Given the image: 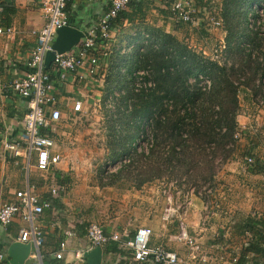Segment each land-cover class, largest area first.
I'll use <instances>...</instances> for the list:
<instances>
[{"label":"crops","instance_id":"0c3cea01","mask_svg":"<svg viewBox=\"0 0 264 264\" xmlns=\"http://www.w3.org/2000/svg\"><path fill=\"white\" fill-rule=\"evenodd\" d=\"M195 2L201 15L222 14L224 0ZM5 3L0 22L13 29V35L0 38V126L17 136L22 132L28 102L20 97H5L2 87L30 72L27 62L37 42L35 32L45 22L39 0ZM110 6L111 0H71L67 6L70 27L83 34L96 29ZM169 8V0H137L128 7L129 17L104 42L105 50L101 47L108 54L102 62L103 76L83 77L84 73L79 72L61 78L52 65L47 69L56 86V106L63 114L53 130L57 150L65 158L63 162L51 167L48 173H40L34 166L27 171L24 159L16 160L0 147V206L12 202L16 192L29 186L35 187L42 200L52 201V209L44 212L40 222L44 245L37 264H87L84 254L90 250L87 227L91 222L100 223L106 235L118 233L124 239L133 237L139 228H149L153 232L152 246H162L188 259L187 248L176 240L180 223H184L201 244L204 258L231 264V258L238 256L245 263H264V107H255L248 90L242 89L239 98L240 137L231 156L219 166L205 196L197 189L191 193L184 184L166 176L137 187L114 185L107 180L106 168L115 162L110 140L112 129L109 112L94 104L105 96L112 52L118 49L126 33L135 35L145 28L162 30L180 41L185 39L191 26L175 22ZM197 18L192 27L203 29L202 19L199 15ZM210 26V34L205 33L207 38L220 41L219 46L225 44L224 23L222 28ZM215 34L217 40L212 36ZM207 38L198 43L204 54L208 53ZM83 97L86 107L90 106L89 116L70 120L72 102ZM249 157L256 161L252 169L246 167ZM52 180L64 186L66 192L52 197L49 193ZM22 225L16 220L7 230L0 228V252L8 255ZM62 244L63 258L57 260ZM125 250L123 254H107L104 250L102 264H127L130 253ZM31 260L29 256L25 264L33 263Z\"/></svg>","mask_w":264,"mask_h":264},{"label":"built area","instance_id":"2783aa9c","mask_svg":"<svg viewBox=\"0 0 264 264\" xmlns=\"http://www.w3.org/2000/svg\"><path fill=\"white\" fill-rule=\"evenodd\" d=\"M71 0H39L40 9L43 12L44 26L35 32L37 42L31 50L27 67L30 69L25 76L17 78L2 87L5 97H20L28 102V110L22 122V132L14 136L0 126V147L9 152L16 160H25L27 171L35 167L40 173H48L51 167L59 165L64 161V156L57 150V144L53 137L54 126L63 119L62 111L56 106L55 96L56 86L52 78V73L47 70L45 59L49 52L53 51V44L59 29L69 27L67 6ZM131 0H111V6L102 16L96 29L85 34L81 42L71 51L58 54L52 63L53 71L57 72L61 78H66L68 74L84 73L83 77L97 78L103 76L102 62L108 56L104 51V44L97 45V41L102 39L107 42L111 38L113 21L119 14L125 11ZM170 14L177 23L195 25L198 22L199 9L195 5V0H169ZM0 6V12L2 11ZM256 15L264 17V10L256 7ZM204 14V13H203ZM206 14V13H205ZM207 20L215 27L222 28L223 20L220 16H210L206 14ZM264 19V18H263ZM256 21V20H255ZM251 23L254 21L251 19ZM13 35V29L5 27L0 22V38ZM147 40L142 43L147 45ZM101 47L104 50H101ZM138 47V46H136ZM108 48V47H107ZM144 49V48H142ZM225 44L220 48L224 51ZM220 56V55H219ZM216 60H220L221 56ZM53 72V73H54ZM145 72L134 74L135 90L151 88L152 82L146 80ZM263 86L262 95L254 99L256 108L264 107V78L261 80ZM205 87L210 88L211 82L205 80ZM117 95V94H116ZM104 102L100 98L94 104L97 108H102ZM105 109L110 114H115L113 96L110 95L106 102ZM89 109L85 105V99L78 98L72 102L70 110V120L89 116ZM240 131L235 135L240 137ZM138 145V144H137ZM144 151L148 153V145L144 146ZM131 158L123 157L106 168L107 174L114 173L123 166L130 164ZM255 159H246V167H255ZM194 193V189L190 190ZM66 192L64 186L58 185L52 180L49 193L52 197H59ZM48 209H52V201H44L37 194L34 186H29L25 190L16 192L14 200L0 206V228L7 230L16 220H20L23 225L20 227L16 241L22 244H29L32 247L30 258L37 264V259L42 258L41 248L44 245V232L40 226L42 216ZM153 232L149 228H139L131 238L124 239L120 234L106 235L100 223L91 222L87 227V239L90 250L101 248L103 251L111 243H119L122 250H127V264H221L214 258H204L201 244L190 235L187 226L180 223L179 233L176 240L188 250V259L181 258L177 253L168 251L162 246H152L151 238ZM33 248L36 251H33ZM65 245H61V252L56 254V259L63 258L62 251ZM125 250V251H126ZM88 253V252H87ZM79 257H83L79 255ZM239 257L231 258V264H240ZM0 264H11L8 255L0 252ZM250 264V263H245ZM264 264V263H262Z\"/></svg>","mask_w":264,"mask_h":264},{"label":"trees","instance_id":"16d2710c","mask_svg":"<svg viewBox=\"0 0 264 264\" xmlns=\"http://www.w3.org/2000/svg\"><path fill=\"white\" fill-rule=\"evenodd\" d=\"M136 1L131 0L129 6ZM5 2L6 0H0L3 9L7 5ZM249 3V16L255 18L258 23L255 28L253 25L256 22L252 24L250 17H244L241 23L232 10L234 2L229 6L224 0L220 18L223 20L227 36L225 49L219 61L196 52L175 36L162 30L153 29L150 32L156 33L158 40H161V48L149 51L145 63L147 67L153 68L157 88L152 89L153 86L147 92L143 90L142 94L137 95V103L131 108L136 117L148 112L147 126L139 121L143 128L139 134L142 136L141 144H138L143 150L144 146L148 145V153L140 151L149 159L147 166L150 175L146 182L163 176L170 178L175 172L185 170L190 172V169H196L198 165L204 166L202 175L206 174L205 176L212 177L213 180L219 166L233 153L237 141L235 135L239 131L237 117L241 111L239 101L241 91L248 90L252 99L259 98L263 93L261 80L264 78V25L261 21L264 17L256 15L255 11L257 6L264 10V0H252ZM195 5L198 8L196 2ZM126 10L113 21L112 30L119 29L123 21L129 17ZM241 30L243 34L240 33ZM247 33L254 34L252 42H260V45L252 47L243 42L245 39L251 40ZM104 42L99 39L97 45ZM147 43L152 45L153 38L150 37ZM234 43L236 46H233ZM150 48L149 50H154V47ZM249 74H252V77L248 81ZM118 78L122 80L123 76ZM123 80H126L125 76ZM204 80L211 82L209 89L203 86ZM110 81L108 77V82ZM108 86L104 99L112 93ZM131 98L127 94L121 96L125 104ZM129 109L127 107V110ZM115 115L116 112L114 115L109 113L108 117ZM109 122L112 129L110 133L112 155L115 156L112 137L116 139L122 136L123 126L118 115L113 120L109 119ZM138 141L139 138L134 139V145H137ZM138 151V148H133L130 154L127 153L131 155L129 166ZM105 251L107 254H123L119 243L116 242H111ZM239 263L245 264V261L241 260Z\"/></svg>","mask_w":264,"mask_h":264},{"label":"rangeland","instance_id":"374dc122","mask_svg":"<svg viewBox=\"0 0 264 264\" xmlns=\"http://www.w3.org/2000/svg\"><path fill=\"white\" fill-rule=\"evenodd\" d=\"M249 1H252V0H226V3L229 6H231L232 2H234L233 4L234 7H232V10L235 11V16L238 18V20H241V23L244 21V17L246 18L250 17L254 22H256L255 18H252L251 15L249 16V11H250ZM213 15L214 14H210V16H213ZM199 18L202 19L201 23H202L203 29H199L200 26L193 28L192 25H190L191 28L187 29V34H188L187 37L183 39L182 41L180 40L179 41L188 45L189 48L195 50L198 53H204L203 51L199 50L200 45H198V43L202 42L201 40H205V38L208 37L205 35V33L209 35L210 32L208 30H210L212 27L210 26L211 23L207 20V16L199 15ZM261 22L264 25L263 19ZM257 26H258V23L256 22V24L253 25V28ZM144 30L145 31H142L140 33L136 32L135 35H129L126 33V35L124 36V39L121 41L122 43L118 46V49L114 48L112 52L113 57L110 61V64L113 67V71L109 73L110 75L109 78L111 79V81L110 83L108 82L109 84L106 85V88L109 85L112 90L111 95L113 96V102H114L113 106L116 111V115H118L119 122L123 126V131L121 133L122 136H118V138L116 139L112 137L113 142L115 144L114 151L116 152V155L113 157H117V159H114V161L116 162L120 158H123L124 156L127 155V153L130 154L133 148H138L139 150L138 151L139 153H136V155L133 156V163L130 166L129 164H127L123 166L122 168L118 169L116 172L109 173L108 175L109 177L107 178V180L110 183L114 185L125 186V187L141 186L146 183V180L148 179L150 175V174L148 175V172H150V169H149V166H147L149 159L141 154V152L144 151L143 148L139 147L138 145H134L133 143L134 139L139 138V141L137 144L139 145L141 144L142 136L140 135L141 136L140 137L139 134L141 133V130L143 128L142 125L145 124L147 126L146 119L148 116V112L145 111L146 113L144 115H140L139 117H136L134 115V110L131 111V108H133L134 105L137 103V99H138L137 95L142 94L141 92H143V90H145L144 92H147L150 88H146V89L142 88L137 91L134 90L135 88L133 87L134 85L133 76L134 74L138 72H145V74H147L146 76L147 82L151 81L154 86V87L152 86L153 88L152 87L151 88L152 89L157 88V84L155 83V79H154L155 75L153 73L154 72L153 68L151 66L147 67L145 63H146V55L149 53V51H156L159 48H161V40H158L156 33L150 34V32H152V29L145 28ZM240 33L243 34V31L241 30ZM247 35L250 36L251 40L245 39L243 42L245 43L247 42L252 47L253 45L254 46L260 45V42L258 43L252 42L254 38V34L251 33L250 35V33H247ZM212 36L216 38L217 40L216 34ZM150 37L153 38L152 45L151 44H150L151 46L149 44L145 45L148 48L147 47L145 48V46H143L144 49H142L143 48L141 47L142 43L145 40L150 39ZM209 38H207L208 44L206 45L208 53L205 54V56L212 58L213 60H216L217 56L221 55V52H220L221 46H219L220 41L217 42L213 38L211 39ZM234 42L237 43L236 40ZM236 43H234L233 46H236ZM150 47L152 48L154 47V50H149L151 49ZM122 76L123 78L125 76V79H126L125 81L123 80V78L122 80L121 78H118ZM248 76H249L248 77V81H249L252 77V74L251 75L249 74ZM130 80L132 81L129 82ZM120 81L123 83L125 82V84L119 83ZM203 86L204 87L206 86L205 80L203 81ZM126 94L129 95L130 98L133 97L131 98V100L127 101V104H125V100L121 99V96L126 95ZM107 98L106 99H104V97L102 98L104 102L102 106V110L105 113L106 111L109 112L108 109H105L106 107L105 102ZM127 107L130 109L127 110ZM129 112H130V115H129ZM115 116H111L109 117V119L113 120ZM139 121L142 123V125H140ZM126 157L130 158L131 155L130 156L127 155ZM203 167H204L203 165H198L196 169H190L189 170L190 172L185 170L180 173L179 172L172 173L171 174L172 177H170V179L171 181L176 182L177 184L179 183L184 184L187 190L197 189L205 196L206 188L208 189L212 186L211 185L212 177L208 178V176H205L206 174H204V176L202 175L204 172V170L202 169ZM206 172H210V171L206 170ZM203 178L206 180H203Z\"/></svg>","mask_w":264,"mask_h":264},{"label":"water","instance_id":"95a60500","mask_svg":"<svg viewBox=\"0 0 264 264\" xmlns=\"http://www.w3.org/2000/svg\"><path fill=\"white\" fill-rule=\"evenodd\" d=\"M56 40L53 44V51L49 52L45 59V65L51 67L55 60L56 53L64 54L76 47L85 34L73 27H64L58 30ZM31 245L16 242L8 249V255L12 264H25L31 254ZM104 252L101 248L88 251L84 254V259L87 264H102Z\"/></svg>","mask_w":264,"mask_h":264}]
</instances>
